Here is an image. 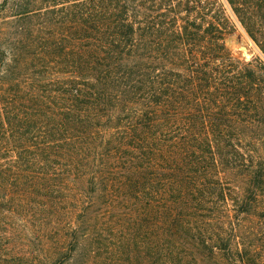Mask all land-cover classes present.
Wrapping results in <instances>:
<instances>
[{"label":"trees","instance_id":"1","mask_svg":"<svg viewBox=\"0 0 264 264\" xmlns=\"http://www.w3.org/2000/svg\"><path fill=\"white\" fill-rule=\"evenodd\" d=\"M0 264H264V0H1Z\"/></svg>","mask_w":264,"mask_h":264},{"label":"rangeland","instance_id":"2","mask_svg":"<svg viewBox=\"0 0 264 264\" xmlns=\"http://www.w3.org/2000/svg\"><path fill=\"white\" fill-rule=\"evenodd\" d=\"M1 1V0H0ZM226 12L230 16V18L235 21L233 15L230 10L226 7ZM236 32L232 34L227 41L229 48L233 51L235 55L240 56L243 60H250L255 56H260V53L252 42V40L247 36L245 31L241 28V26L235 21ZM238 37L241 40L238 41Z\"/></svg>","mask_w":264,"mask_h":264},{"label":"water","instance_id":"3","mask_svg":"<svg viewBox=\"0 0 264 264\" xmlns=\"http://www.w3.org/2000/svg\"><path fill=\"white\" fill-rule=\"evenodd\" d=\"M237 39H238V41L241 40L240 37H238Z\"/></svg>","mask_w":264,"mask_h":264}]
</instances>
